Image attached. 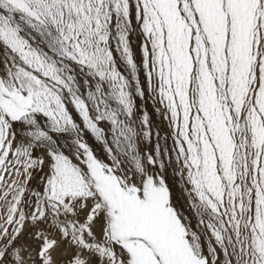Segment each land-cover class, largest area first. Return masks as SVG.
I'll list each match as a JSON object with an SVG mask.
<instances>
[{
  "label": "snow or ice",
  "instance_id": "6c2138e0",
  "mask_svg": "<svg viewBox=\"0 0 264 264\" xmlns=\"http://www.w3.org/2000/svg\"><path fill=\"white\" fill-rule=\"evenodd\" d=\"M0 264H264V0H0Z\"/></svg>",
  "mask_w": 264,
  "mask_h": 264
}]
</instances>
